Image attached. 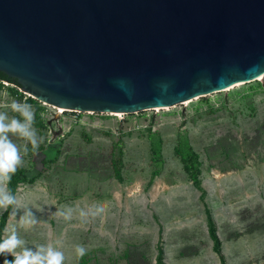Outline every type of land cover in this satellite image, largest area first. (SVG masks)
<instances>
[{
	"label": "rangeland",
	"instance_id": "rangeland-1",
	"mask_svg": "<svg viewBox=\"0 0 264 264\" xmlns=\"http://www.w3.org/2000/svg\"><path fill=\"white\" fill-rule=\"evenodd\" d=\"M1 84L0 111L19 116L5 105L28 103L30 94L6 80ZM14 87L23 95L12 93ZM184 101L134 113L59 111L43 101L28 103L39 147L28 143L24 152L26 141L10 135L21 150L18 167L34 179L17 185L20 200L2 238L15 229L24 241L17 252L59 240L63 264H156L160 236L167 264H220L200 191L183 170L179 149L186 158L197 154L202 200L226 264H264V74ZM157 140L158 165L152 153ZM101 204L107 208L84 211ZM26 208L37 223H22ZM82 242L87 253L81 252Z\"/></svg>",
	"mask_w": 264,
	"mask_h": 264
},
{
	"label": "water",
	"instance_id": "water-1",
	"mask_svg": "<svg viewBox=\"0 0 264 264\" xmlns=\"http://www.w3.org/2000/svg\"><path fill=\"white\" fill-rule=\"evenodd\" d=\"M0 71L65 111L182 104L264 74V0H0Z\"/></svg>",
	"mask_w": 264,
	"mask_h": 264
},
{
	"label": "clouds",
	"instance_id": "clouds-1",
	"mask_svg": "<svg viewBox=\"0 0 264 264\" xmlns=\"http://www.w3.org/2000/svg\"><path fill=\"white\" fill-rule=\"evenodd\" d=\"M5 107L10 108L13 112L19 113V116L9 117L7 111H0V180L10 181L12 174L17 171L18 165L22 162V154L18 145L13 141L12 135L23 138L26 143L23 149L28 151L27 144L30 143L33 150L39 147L41 138L36 129L35 112L32 105L19 100H12ZM22 117V119H21ZM16 204V196L9 190L0 189V209L8 210L10 205ZM107 208L106 204H101L97 209L85 208V212L96 211ZM72 209H68L65 215H69ZM13 214H18L13 210ZM22 223L35 224V213L31 208H26L21 215ZM24 244L18 232L13 229L11 234L6 238L0 239V255L5 258L3 264H63L65 253L59 245L61 241L57 240L47 246L39 245L36 247H24L22 252H17V248ZM82 253L89 251L87 243H81ZM11 253L14 259H8L7 254Z\"/></svg>",
	"mask_w": 264,
	"mask_h": 264
},
{
	"label": "trees",
	"instance_id": "trees-1",
	"mask_svg": "<svg viewBox=\"0 0 264 264\" xmlns=\"http://www.w3.org/2000/svg\"><path fill=\"white\" fill-rule=\"evenodd\" d=\"M3 80H6L10 83H13L15 86H19V84L16 82V80H14V78H9L7 77L3 72L0 71V86L3 85L1 84V82ZM12 93H15L16 95H23L21 92H19L17 90L16 87L14 88H10ZM28 103L30 104H35L36 105V100L30 96L25 98ZM158 142H156V144L154 146H152V153H153V158H154V163L156 165L160 164L162 162V157H161V153H160V141L157 140ZM178 154L180 155L181 160L183 161V170L186 172L188 178L190 179L192 185L194 188H196L197 190L200 191V201H202L203 207H204V213H205V218H206V226H207V232L209 235V238L212 241V250L213 252L218 256L217 259H219L220 264H226V261L224 259V255L221 251V242L220 239L216 233V224L215 221L210 213L209 208L207 207L206 203L202 200L205 194L204 189L201 186V181L199 178V167H198V160H197V154L193 153L192 156H190L189 158H186L184 156V154H182L179 149H177ZM158 173L157 169H154L151 172V179H153L155 177V175ZM34 178H30L27 179L26 174H25V170L21 167H17V171L12 174L11 180L10 181H6V188L7 190L11 191L12 194L15 195L16 193V189H17V185L21 182L24 181H29L32 182ZM13 208V205H10L8 207L7 211H2L0 213V239H2L3 236V232L5 230V224H6V220L7 217L9 215V213L11 212ZM163 251H162V246L160 245V236L158 239V244H157V254H156V258H155V262L156 264H167L164 262L163 260ZM4 256L0 255V261L3 262L4 260ZM7 258L8 259H14V256L12 254H7Z\"/></svg>",
	"mask_w": 264,
	"mask_h": 264
},
{
	"label": "crops",
	"instance_id": "crops-1",
	"mask_svg": "<svg viewBox=\"0 0 264 264\" xmlns=\"http://www.w3.org/2000/svg\"><path fill=\"white\" fill-rule=\"evenodd\" d=\"M0 189H3V190H7V188H6V181H4V180H0ZM15 194H18L17 192L15 193ZM1 211H3V209H0V213H1ZM12 211V210H11ZM11 213V212H10ZM10 213H9V215H10ZM8 215V216H9ZM8 218V217H7ZM7 222V221H6ZM5 225H7V224H5ZM5 232V231H4ZM3 237H4V234H3ZM1 262V261H0Z\"/></svg>",
	"mask_w": 264,
	"mask_h": 264
},
{
	"label": "bare ground",
	"instance_id": "bare-ground-1",
	"mask_svg": "<svg viewBox=\"0 0 264 264\" xmlns=\"http://www.w3.org/2000/svg\"><path fill=\"white\" fill-rule=\"evenodd\" d=\"M263 75V74H262ZM262 75H259L258 77H256V79H261L262 78ZM230 87H232V86H230ZM230 87H227V88H225V89H228V88H230ZM189 101V99L187 100L186 99V101H184V103H187ZM58 110L59 111H62V109H61V107H58ZM16 196V202L17 201H19L20 200V196H18V195H15Z\"/></svg>",
	"mask_w": 264,
	"mask_h": 264
}]
</instances>
